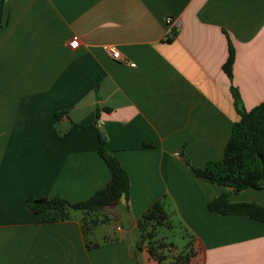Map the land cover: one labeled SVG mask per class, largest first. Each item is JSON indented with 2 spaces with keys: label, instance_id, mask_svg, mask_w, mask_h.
Listing matches in <instances>:
<instances>
[{
  "label": "crops",
  "instance_id": "crops-1",
  "mask_svg": "<svg viewBox=\"0 0 264 264\" xmlns=\"http://www.w3.org/2000/svg\"><path fill=\"white\" fill-rule=\"evenodd\" d=\"M232 87L246 110L264 101V0H6L0 264H168L137 249L138 222L158 200L195 239L189 264H264V222L207 207L225 191L264 206V187L236 192L190 169L222 158L239 119ZM100 128L130 179L129 200L108 209L114 231L99 235L106 221L86 235L75 211L37 223L29 195L84 201L110 181Z\"/></svg>",
  "mask_w": 264,
  "mask_h": 264
},
{
  "label": "trees",
  "instance_id": "trees-1",
  "mask_svg": "<svg viewBox=\"0 0 264 264\" xmlns=\"http://www.w3.org/2000/svg\"><path fill=\"white\" fill-rule=\"evenodd\" d=\"M4 3L5 0H0V27L4 20ZM176 33L177 31H174V35L167 37V40H172ZM234 59V49L229 42V56L223 65L229 78H232ZM232 93L239 119L233 125L222 158L208 161L203 167L190 165V169L194 176L236 192L246 188L261 189L264 187V101L246 110L235 87H232ZM89 126L93 127L95 124L72 123V127L76 128ZM98 152L110 169V181L84 201L71 202L60 196L48 198L29 195L27 204L36 215L37 223L65 220L72 212L80 211L83 215V231L89 235L94 226L109 221L108 209L117 205L123 197L129 200L128 173L120 161L109 153L106 135H102L101 131ZM207 207L212 212L240 214L264 222L263 205L255 201L233 202L230 200V191L214 197L207 203ZM170 218L171 212L163 200H158L148 207L138 222L140 240L137 249L141 250L146 246L150 255L161 263L189 264L197 254L194 243L190 241L185 249L173 253L174 245L154 238L157 225L166 223L169 227L173 226ZM191 238L195 241L192 235ZM87 245L90 248L98 243L88 240Z\"/></svg>",
  "mask_w": 264,
  "mask_h": 264
},
{
  "label": "rangeland",
  "instance_id": "rangeland-1",
  "mask_svg": "<svg viewBox=\"0 0 264 264\" xmlns=\"http://www.w3.org/2000/svg\"><path fill=\"white\" fill-rule=\"evenodd\" d=\"M80 213V211H75ZM171 212V211H170ZM173 226L169 227L168 224L164 223L162 225L156 226L155 232V240H164L167 243L174 245L173 253H179V251L185 249L188 246V243L194 241L191 238V235L187 232L184 225L178 220L175 213L171 212L170 218ZM116 219L113 215H109L108 223H104L103 225L98 226V233L100 234H108L109 232L114 231V227L111 225L115 224ZM151 229V227H148ZM147 243V241L145 242Z\"/></svg>",
  "mask_w": 264,
  "mask_h": 264
},
{
  "label": "built area",
  "instance_id": "built-area-1",
  "mask_svg": "<svg viewBox=\"0 0 264 264\" xmlns=\"http://www.w3.org/2000/svg\"><path fill=\"white\" fill-rule=\"evenodd\" d=\"M6 1V0H5ZM166 24L170 27V29L168 30V34H167V37H172L174 35V31H177L176 27L174 26V19L173 17L171 16H168L166 18ZM79 44V39H78V36H74L72 38V42H71V45L73 47H77ZM110 52L112 53L113 57L115 59H121V55H120V52L114 48V47H108ZM132 66H135V63H130Z\"/></svg>",
  "mask_w": 264,
  "mask_h": 264
},
{
  "label": "water",
  "instance_id": "water-1",
  "mask_svg": "<svg viewBox=\"0 0 264 264\" xmlns=\"http://www.w3.org/2000/svg\"><path fill=\"white\" fill-rule=\"evenodd\" d=\"M100 131H101L102 135H105L103 128H100Z\"/></svg>",
  "mask_w": 264,
  "mask_h": 264
}]
</instances>
